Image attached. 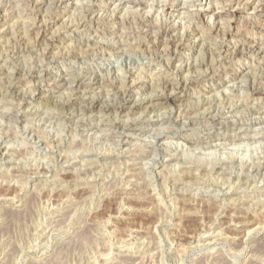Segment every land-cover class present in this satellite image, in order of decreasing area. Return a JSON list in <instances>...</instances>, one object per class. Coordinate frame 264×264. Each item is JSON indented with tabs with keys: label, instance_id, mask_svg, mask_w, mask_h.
<instances>
[{
	"label": "rangeland",
	"instance_id": "rangeland-1",
	"mask_svg": "<svg viewBox=\"0 0 264 264\" xmlns=\"http://www.w3.org/2000/svg\"><path fill=\"white\" fill-rule=\"evenodd\" d=\"M66 1L0 0V264H264V15Z\"/></svg>",
	"mask_w": 264,
	"mask_h": 264
},
{
	"label": "bare ground",
	"instance_id": "bare-ground-1",
	"mask_svg": "<svg viewBox=\"0 0 264 264\" xmlns=\"http://www.w3.org/2000/svg\"><path fill=\"white\" fill-rule=\"evenodd\" d=\"M44 1H45L46 5H50V4L52 5L53 4L56 7H61V5H63V4L67 5V1L66 0H44ZM105 1L109 2V4L113 3L114 10H116V9H118L120 7L125 8V7H127V4H129V5L130 4H132V5L134 4V5L138 6L139 8L145 7L144 4L142 3V0H105ZM200 1H202V0H200ZM183 3L181 2V4L179 3L177 5H172V4L167 3V2H164V3H161V4L159 2V5H156L153 8L154 13H156V15L157 14H159V15L161 14L164 19H166L167 21H171L172 22L171 24L168 25V27L166 26V28L162 31V34H164V36H167L169 34L168 32H170L171 29L174 28V26L176 24V23L173 22L172 18L178 17L180 20H182L183 18H186L189 21V25L190 24L196 25V24L204 22V21L206 22V19H208V20L209 19L210 20L214 19L215 21L216 20L219 21V20H223V18H226V17H233L235 15V13H236V10H240L241 9V5H242L243 2H242V0H225V1L220 2L219 4L215 3V4H217V5H215V4H211L207 0L205 5H202L201 3H199V4L196 3L195 5L193 4L194 9L191 8V10H190L188 15L184 14L185 12L181 11ZM244 3L246 5H248L250 7V9L253 11L252 15H254V17H256V16L258 17V16H261V15H264V0H246V2H244ZM93 5H95V4H93ZM150 9H152V7H150ZM182 13H183V15H182ZM187 20H185V21H187ZM220 31L221 30H220L219 25L217 23L215 24L214 22H213V25L208 26V30H207V32H210L211 34L218 33ZM168 45H170L171 47L172 46H174V47L177 46L175 44V40L174 39L169 40L167 46ZM262 91H260V92H262ZM163 140H166V139H163Z\"/></svg>",
	"mask_w": 264,
	"mask_h": 264
}]
</instances>
